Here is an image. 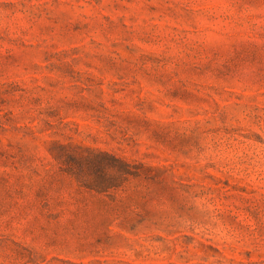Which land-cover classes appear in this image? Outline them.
<instances>
[{
	"label": "rangeland",
	"instance_id": "rangeland-1",
	"mask_svg": "<svg viewBox=\"0 0 264 264\" xmlns=\"http://www.w3.org/2000/svg\"><path fill=\"white\" fill-rule=\"evenodd\" d=\"M0 264H264V0H0Z\"/></svg>",
	"mask_w": 264,
	"mask_h": 264
}]
</instances>
